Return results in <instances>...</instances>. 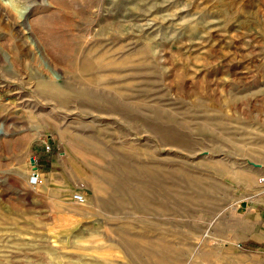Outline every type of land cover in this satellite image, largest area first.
Listing matches in <instances>:
<instances>
[{
  "label": "rangeland",
  "instance_id": "obj_1",
  "mask_svg": "<svg viewBox=\"0 0 264 264\" xmlns=\"http://www.w3.org/2000/svg\"><path fill=\"white\" fill-rule=\"evenodd\" d=\"M258 199L264 0H0V264H239Z\"/></svg>",
  "mask_w": 264,
  "mask_h": 264
},
{
  "label": "crops",
  "instance_id": "obj_2",
  "mask_svg": "<svg viewBox=\"0 0 264 264\" xmlns=\"http://www.w3.org/2000/svg\"><path fill=\"white\" fill-rule=\"evenodd\" d=\"M250 233L239 244V264H264V200H257Z\"/></svg>",
  "mask_w": 264,
  "mask_h": 264
},
{
  "label": "built area",
  "instance_id": "obj_3",
  "mask_svg": "<svg viewBox=\"0 0 264 264\" xmlns=\"http://www.w3.org/2000/svg\"><path fill=\"white\" fill-rule=\"evenodd\" d=\"M49 136L46 138L44 145H45V150L48 152L51 150V145L49 143ZM30 179L33 183L35 184H41L43 182V175L39 170V167L36 163V161L33 159V162L31 164V174H30ZM74 198L78 201V202H83L84 201V195L81 193H76L74 194Z\"/></svg>",
  "mask_w": 264,
  "mask_h": 264
},
{
  "label": "bare ground",
  "instance_id": "obj_4",
  "mask_svg": "<svg viewBox=\"0 0 264 264\" xmlns=\"http://www.w3.org/2000/svg\"><path fill=\"white\" fill-rule=\"evenodd\" d=\"M168 128V127H167ZM74 166V165H73ZM88 202V201H87ZM78 203V202H77ZM73 204H76V203H73ZM80 207V206H79ZM238 208V207H237Z\"/></svg>",
  "mask_w": 264,
  "mask_h": 264
}]
</instances>
